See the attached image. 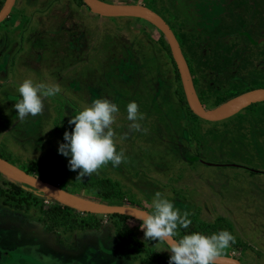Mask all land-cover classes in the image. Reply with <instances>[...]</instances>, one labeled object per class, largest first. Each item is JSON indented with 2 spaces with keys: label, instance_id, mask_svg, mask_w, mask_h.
I'll use <instances>...</instances> for the list:
<instances>
[{
  "label": "rangeland",
  "instance_id": "rangeland-1",
  "mask_svg": "<svg viewBox=\"0 0 264 264\" xmlns=\"http://www.w3.org/2000/svg\"><path fill=\"white\" fill-rule=\"evenodd\" d=\"M103 1L151 6L171 24L207 108L218 97L264 88V0ZM10 17L24 22L16 30L11 21L0 24L1 158L99 203L112 204L95 199L91 184L103 179L114 182V194L125 205L152 212L153 195L160 191L174 207L188 211L197 228L224 217L240 263L264 264V101L217 121L190 116L164 34L140 17L99 15L83 0H17ZM25 79L59 85L60 91L43 98L41 113L20 120L14 104ZM96 98L119 108L111 127L116 150L125 158L118 166L108 162L78 177L79 169L70 170L69 158L57 151L58 142L74 127L71 117ZM131 101L138 105L139 128L128 119ZM0 190V256L8 258L6 264L115 260L106 250L91 253L90 246L67 252L82 248L89 228L47 230L43 211L62 204L35 187L0 172ZM70 215L78 222L91 218L77 209ZM98 217L101 237L114 252L125 253L112 226L118 218ZM125 225L144 237L134 218ZM150 242L161 252L169 247L162 240ZM158 260L163 259L145 261L164 264Z\"/></svg>",
  "mask_w": 264,
  "mask_h": 264
},
{
  "label": "clouds",
  "instance_id": "clouds-1",
  "mask_svg": "<svg viewBox=\"0 0 264 264\" xmlns=\"http://www.w3.org/2000/svg\"><path fill=\"white\" fill-rule=\"evenodd\" d=\"M18 91L21 98L14 108L18 109L16 116L23 120L28 115L41 113L43 98L55 96L60 88L59 85L25 79ZM126 107L128 119L133 121L132 127L139 128L137 103L131 101ZM118 111L116 103L107 98H96L68 121L74 127L71 131L65 130L57 151L69 158L70 170L79 169L78 177L90 176L108 162L113 167L118 166L125 158L123 151L116 150L111 127ZM152 206L151 214H142L137 219L142 221L140 227L145 238L168 243L169 247L164 249L170 252L168 264H216L217 258L230 247V242L235 243V236L227 229L211 235L193 232L175 239L178 226L187 228L191 224L190 213L174 207L173 201L160 191L154 193ZM166 238H170L171 243Z\"/></svg>",
  "mask_w": 264,
  "mask_h": 264
},
{
  "label": "water",
  "instance_id": "water-1",
  "mask_svg": "<svg viewBox=\"0 0 264 264\" xmlns=\"http://www.w3.org/2000/svg\"><path fill=\"white\" fill-rule=\"evenodd\" d=\"M83 1L92 12L97 13L99 15L140 17L154 24L162 31L169 45L172 58L178 70L187 104L191 109V111L198 117L205 120L217 121L230 117L236 114L237 112H239L241 109L253 103L264 101V88H256L246 91L245 93L234 96L232 98H229L215 107L212 108L205 107L197 94L189 65L182 52L177 37L173 29L170 27V25L161 15H159L157 12H155L149 7L139 4L108 3V6H102L101 3L99 2L100 0H83ZM13 3L14 0L5 1L4 5L0 9V21H2L7 16ZM0 172L9 176L10 178H13L15 180H18L20 182L35 187L41 193L52 198L53 200L57 201L62 205H66L68 207L77 209L82 212L94 213V214L117 213V214H124L127 216H131L134 219H137V217L145 213L150 214L145 209L135 207L133 205H125V204L116 205V204H108V203H99L97 202L98 200H93L76 194H72L71 192L65 191L57 185L50 184L44 181L43 179L28 173L27 171L21 169L20 167L16 166L15 164L1 157H0ZM44 187H47L48 189H45ZM82 199L90 200L95 205H88L82 202ZM166 240L169 243H171L170 238H166ZM216 264H241V263L237 258L221 255L217 258Z\"/></svg>",
  "mask_w": 264,
  "mask_h": 264
},
{
  "label": "flooded vegetation",
  "instance_id": "flooded-vegetation-1",
  "mask_svg": "<svg viewBox=\"0 0 264 264\" xmlns=\"http://www.w3.org/2000/svg\"><path fill=\"white\" fill-rule=\"evenodd\" d=\"M5 1L6 0H0V9L4 5ZM16 4H17V0H14V3L12 5L9 13L7 14V16L2 21H0V24L3 23V22H5V21H11L10 24H11L12 30H16L17 29L16 27H19L18 24L24 22L22 19H19L18 20L17 17H15V18L14 17L13 18L10 17V15H11L14 7L16 6ZM147 7L151 8L152 10H154L155 12H157L159 15H161L153 7H151V6H147ZM167 23L171 27V24L169 22H167ZM22 29L23 28H21V30ZM0 54H1V51H0ZM192 79H193V77H192ZM193 83H194V81H193ZM195 89H196V87H195ZM196 91H197V89H196ZM197 94H198V92H197ZM131 205H133L135 207H139V208L145 209L150 214L152 213V209L151 208H146L144 206L136 205V204H131ZM7 207H10V205H8ZM17 207H21V206H18L17 205ZM105 215H107V214H105ZM128 218H132V217L131 216H128L126 219H119L117 221H113V224H112V226L114 227L115 231L118 230V234H117L118 235V239L120 240V242L122 243V245H124L125 253H116V252L113 251L114 248L111 249V245L110 244L107 245V243L101 237L100 232H99L100 229H101V227H102L101 222L99 223V226L93 227V228H89L87 230V231H90V233H89V235H87L85 237V239H83L84 240V244L81 245L82 248L75 249V250H68L67 252H70V251L71 252L72 251H78L79 252V251L83 250L85 247L87 248V246H90L89 248L91 249V251H92L91 253H93V254L95 253L96 250H101V251L106 250L109 253L111 252V254H114L113 256L115 257V260L112 262V264H128V261H126V262L124 261V259L126 257H129L133 261V262L130 261V263H132V264H140V263L141 264H146V261L145 260L147 258L148 259H152V260L153 259H157V258H161L164 261H166L164 264H168V262H169V256L170 255H168L167 252H166V250H164L165 248H162L164 251L162 250L163 252H161L155 246L156 244L154 246L152 245V243L150 242L151 241L150 239L145 238V237H142V238L141 237H138V236L135 235V233L132 231V229L131 230L127 229L125 223H126V220ZM135 220L137 222H139V223H142L141 220H138V219H135ZM140 232H142L143 235H144V231L141 230ZM132 234L134 236H132ZM161 244L162 245L163 244H166V242L165 241H162ZM236 247H237V244L230 245V247L228 248V251L225 250V253H223L222 255H224V256L231 255L230 257L236 258V256H235V252H236L235 249H236ZM4 252H6V254L8 256H10L8 250L5 249ZM139 258H141L143 260V262L136 263L135 262L136 259H139ZM5 259H8V258H5ZM5 259L2 261L1 256H0V264H6L8 261L6 262ZM77 264H78V262H77Z\"/></svg>",
  "mask_w": 264,
  "mask_h": 264
},
{
  "label": "trees",
  "instance_id": "trees-1",
  "mask_svg": "<svg viewBox=\"0 0 264 264\" xmlns=\"http://www.w3.org/2000/svg\"><path fill=\"white\" fill-rule=\"evenodd\" d=\"M227 99L229 98L227 97L226 98L225 97L216 98L212 107L219 105L220 103L226 101ZM184 103H185V106L190 116L200 118L191 111V109L189 108L187 104L185 97H184ZM187 120L189 122V118H187ZM113 185H114V182L111 181L110 179H103L99 181L98 183L91 184V186L94 188V191H95V194H94L96 195L95 199H100V200L107 201V202H110L116 205L124 204L122 202V199L114 194ZM12 186L15 188H18L17 185L13 184ZM1 192L2 191L0 190V193ZM7 194L11 195L10 193H5L4 194L5 197L8 196ZM4 200L5 202H9L7 201L6 198ZM71 210L73 209L66 205H57L55 207H48L47 209H45L43 211L44 213H43L42 221L46 225L47 230H53L57 226H64L67 230H73V229H78V228L79 229L80 228L81 229L93 228V227L99 226L100 221H99L98 216L101 214L88 213L91 216L90 219H87V220L85 219L84 221L82 220L81 222H78V219L74 217V215H70ZM110 215L118 218V219H115V221L119 219H126L128 217L127 215L117 214V213L110 214ZM178 229L179 231H178L177 236L175 237L176 239L181 238L185 234H191L193 232H200L204 235H211L212 233L219 232L220 230H223V229H227L230 232L232 227L230 226V223L226 219H224V217L220 216L215 220L214 223H212L211 225H206L205 227H202V228L201 227L197 228L196 226H194L193 220H191V224L187 228H181L178 226L177 230ZM158 261L160 263H165V261L163 260H158Z\"/></svg>",
  "mask_w": 264,
  "mask_h": 264
},
{
  "label": "bare ground",
  "instance_id": "bare-ground-1",
  "mask_svg": "<svg viewBox=\"0 0 264 264\" xmlns=\"http://www.w3.org/2000/svg\"><path fill=\"white\" fill-rule=\"evenodd\" d=\"M101 3L102 6H108V3L104 2L103 0H100L99 1ZM82 202L88 204V205H95L93 202H91L90 200H85V199H82Z\"/></svg>",
  "mask_w": 264,
  "mask_h": 264
},
{
  "label": "crops",
  "instance_id": "crops-1",
  "mask_svg": "<svg viewBox=\"0 0 264 264\" xmlns=\"http://www.w3.org/2000/svg\"><path fill=\"white\" fill-rule=\"evenodd\" d=\"M195 157H197V156H195Z\"/></svg>",
  "mask_w": 264,
  "mask_h": 264
}]
</instances>
